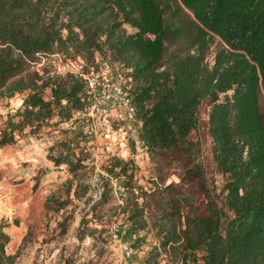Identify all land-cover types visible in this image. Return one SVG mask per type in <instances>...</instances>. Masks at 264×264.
<instances>
[{"label": "trees", "instance_id": "1", "mask_svg": "<svg viewBox=\"0 0 264 264\" xmlns=\"http://www.w3.org/2000/svg\"><path fill=\"white\" fill-rule=\"evenodd\" d=\"M54 53L125 70L141 121L139 140L153 159L176 161L182 169L176 194L172 185L140 189L144 204L133 201L128 211L133 230L157 241L146 264L160 252L176 264H264V123L258 104L264 93V0H0V97L26 92L0 126V146L13 143L25 127L35 133L75 113L84 131L73 137L88 136L91 146V125L82 115L90 101L83 79L39 75L26 66ZM204 101L213 161L223 179L220 204L208 188L200 145L190 138ZM71 143L59 142L61 150L50 157L55 165L73 169L79 163L69 159ZM105 168L125 177L132 191L131 160L112 155ZM7 225L0 220V264L18 257L6 251Z\"/></svg>", "mask_w": 264, "mask_h": 264}, {"label": "rangeland", "instance_id": "2", "mask_svg": "<svg viewBox=\"0 0 264 264\" xmlns=\"http://www.w3.org/2000/svg\"><path fill=\"white\" fill-rule=\"evenodd\" d=\"M126 29L132 31L127 25ZM216 43L209 49L210 63ZM53 60L42 55L28 61L26 66L30 72L39 70V75L54 74ZM110 68L125 78V70L116 63ZM25 94L0 97V126L21 106ZM48 95L46 90L45 97ZM258 104L264 123V93L259 94ZM208 111L209 105L204 101L199 110V125L190 138L200 145L208 188L220 204L223 179L213 161V143L207 132ZM78 116L75 113L59 124L52 119L35 133L25 127L15 133L13 143L0 146V220H7L5 231L10 236L6 251L18 252L14 264H146L157 244L151 233L137 231V238L130 242L132 254L125 256L118 242L110 237L109 227L115 222L133 229L128 211L133 201L140 207L144 204L145 196L140 189L149 192L155 186L172 185L176 194L175 184L182 169L176 161L153 159L141 144L125 142L123 151L114 156L131 160L135 166L131 181L134 187L132 191L126 189L125 177L107 173L105 166L112 155L97 149L101 140L93 128L91 146L88 136L73 137L74 132L84 131L80 120H75ZM69 139L74 151L69 159L72 164L79 159L73 169L66 164L55 165L50 159L61 150L59 142ZM182 189L188 193L185 187ZM144 215L150 216L148 209ZM154 262L176 264L162 252Z\"/></svg>", "mask_w": 264, "mask_h": 264}, {"label": "built area", "instance_id": "3", "mask_svg": "<svg viewBox=\"0 0 264 264\" xmlns=\"http://www.w3.org/2000/svg\"><path fill=\"white\" fill-rule=\"evenodd\" d=\"M46 56L53 57L56 73L72 74L85 82L90 101L82 115L88 118L93 133L98 134L101 140L98 150L119 155L125 142L132 141L143 146L138 138L141 121L130 93V77L122 79L106 64L95 68L87 66L80 58L64 59L57 53ZM137 234V231L121 223L113 222L109 227L110 237L118 242L125 256L132 254L130 242L137 238Z\"/></svg>", "mask_w": 264, "mask_h": 264}, {"label": "crops", "instance_id": "4", "mask_svg": "<svg viewBox=\"0 0 264 264\" xmlns=\"http://www.w3.org/2000/svg\"><path fill=\"white\" fill-rule=\"evenodd\" d=\"M8 233V232H7Z\"/></svg>", "mask_w": 264, "mask_h": 264}]
</instances>
